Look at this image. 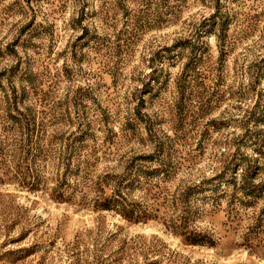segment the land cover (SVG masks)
I'll list each match as a JSON object with an SVG mask.
<instances>
[{"label":"rangeland","instance_id":"1","mask_svg":"<svg viewBox=\"0 0 264 264\" xmlns=\"http://www.w3.org/2000/svg\"><path fill=\"white\" fill-rule=\"evenodd\" d=\"M264 264V0H0V264Z\"/></svg>","mask_w":264,"mask_h":264},{"label":"bare ground","instance_id":"2","mask_svg":"<svg viewBox=\"0 0 264 264\" xmlns=\"http://www.w3.org/2000/svg\"><path fill=\"white\" fill-rule=\"evenodd\" d=\"M263 264V263H262Z\"/></svg>","mask_w":264,"mask_h":264}]
</instances>
